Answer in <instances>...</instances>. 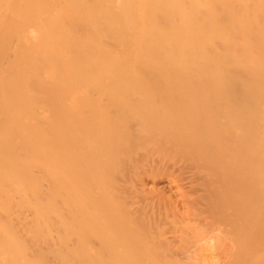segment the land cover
<instances>
[{"label": "bare ground", "instance_id": "1", "mask_svg": "<svg viewBox=\"0 0 264 264\" xmlns=\"http://www.w3.org/2000/svg\"><path fill=\"white\" fill-rule=\"evenodd\" d=\"M159 62L178 63L183 75L243 77L245 92L252 87L251 114L246 99L236 107L226 102L206 127L221 134L214 141L227 170L240 171L257 194L247 202L245 189L237 193L230 211L240 236L228 249L241 248L237 264H264V0H0V238L14 251L8 264H81L68 251L81 233L66 206V174L97 142L103 165L137 139L142 129L133 118L147 121L146 102L158 119L169 118L168 106L140 81L175 73ZM102 83L115 86L102 90ZM127 88L145 103L122 95ZM89 90L105 102L91 104ZM201 92L181 94L197 113ZM181 95L167 97L173 108ZM205 104L212 112L211 101ZM72 128L76 142L65 137ZM256 233L261 240L248 244ZM95 236L92 246L109 242Z\"/></svg>", "mask_w": 264, "mask_h": 264}, {"label": "rangeland", "instance_id": "2", "mask_svg": "<svg viewBox=\"0 0 264 264\" xmlns=\"http://www.w3.org/2000/svg\"><path fill=\"white\" fill-rule=\"evenodd\" d=\"M159 64L175 73L142 76L140 81L156 101L168 106V115L164 116L169 118L158 119L156 108L149 111L141 92L123 89L122 95H134L135 100L145 103L142 109L149 112L146 122L133 118L142 134L128 146L123 145L103 165L99 162L104 151L97 142L95 153L78 160L66 174V206L74 214V224L81 233L79 242L68 251H76L81 264H129L131 260L136 264H237L242 252L237 247L228 249L231 241L240 236V223L230 209L237 207L236 196L241 190H246L247 202L255 200L257 194L240 171L227 170L214 141L220 142L221 134L216 128L209 130L206 123L214 114L220 117V108L226 102L236 107L246 99L244 110L251 114L254 101L249 99L253 93L247 92L253 89L250 87L245 92L243 77L183 75L174 67L178 63ZM100 86L109 90L115 84ZM131 87L141 88L138 84ZM200 89L198 98L203 104L197 113L181 94L197 93ZM212 90L218 91V95ZM90 91L91 104L105 102L103 93L94 94L92 99ZM172 94L181 95L179 109L169 103L167 97ZM206 100L211 101L212 112ZM134 127L138 129L133 126L131 131L136 135ZM95 128L101 130L98 125ZM73 130L65 135L69 142H76L77 138H72ZM208 132L216 135L210 137ZM220 150L221 154L225 151ZM73 202L77 203L76 208H72ZM68 224L70 233L72 223L68 221ZM163 232L172 236L171 242L157 240ZM95 235L109 236V242L92 246ZM8 239L0 238V261L7 262L2 264H8L14 254L12 247H7ZM256 240H261L257 233L248 239V244ZM2 248L8 250L7 258L1 255Z\"/></svg>", "mask_w": 264, "mask_h": 264}]
</instances>
